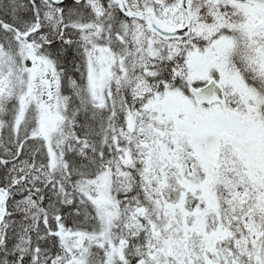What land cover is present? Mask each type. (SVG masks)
I'll use <instances>...</instances> for the list:
<instances>
[{
	"label": "snow or ice",
	"instance_id": "6c2138e0",
	"mask_svg": "<svg viewBox=\"0 0 264 264\" xmlns=\"http://www.w3.org/2000/svg\"><path fill=\"white\" fill-rule=\"evenodd\" d=\"M0 264H264V0H0Z\"/></svg>",
	"mask_w": 264,
	"mask_h": 264
}]
</instances>
